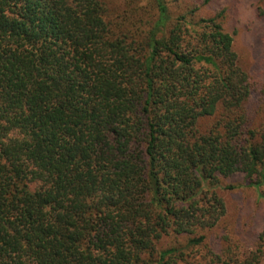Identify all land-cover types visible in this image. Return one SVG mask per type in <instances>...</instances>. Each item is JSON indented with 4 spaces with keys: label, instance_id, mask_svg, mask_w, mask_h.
Masks as SVG:
<instances>
[{
    "label": "trees",
    "instance_id": "1",
    "mask_svg": "<svg viewBox=\"0 0 264 264\" xmlns=\"http://www.w3.org/2000/svg\"><path fill=\"white\" fill-rule=\"evenodd\" d=\"M151 1L113 23L103 0H0V264H176L226 217L221 177L264 185L224 11ZM261 239L228 261L264 264Z\"/></svg>",
    "mask_w": 264,
    "mask_h": 264
},
{
    "label": "rangeland",
    "instance_id": "2",
    "mask_svg": "<svg viewBox=\"0 0 264 264\" xmlns=\"http://www.w3.org/2000/svg\"><path fill=\"white\" fill-rule=\"evenodd\" d=\"M106 18L113 23L133 18L132 8L140 6L144 20L151 13V0H103ZM173 15L196 8V17H209L224 11L223 26L233 38L240 66L249 74L252 93L244 107L249 127L256 133L264 131V0H166ZM136 9H134L135 12ZM153 14V12H152ZM219 118V111L212 116L201 117L197 122L200 132H207ZM220 195L225 199L227 215L217 227L202 231L204 244L191 248L187 237L173 244L181 250L182 258L176 264L202 263L205 254H216L213 264H234L229 257L241 259L262 247L264 230V185L256 188L247 183L241 174L221 177L218 183ZM169 242V243H167ZM173 239L164 240L165 246ZM189 254L190 257H189ZM195 257V258H194ZM200 260V261H199Z\"/></svg>",
    "mask_w": 264,
    "mask_h": 264
}]
</instances>
